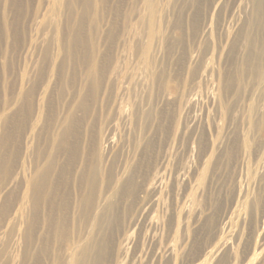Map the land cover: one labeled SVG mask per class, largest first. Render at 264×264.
I'll return each instance as SVG.
<instances>
[{
    "label": "rangeland",
    "instance_id": "1",
    "mask_svg": "<svg viewBox=\"0 0 264 264\" xmlns=\"http://www.w3.org/2000/svg\"><path fill=\"white\" fill-rule=\"evenodd\" d=\"M84 1L0 0V234L18 221L14 263L264 264V0ZM33 85L15 182L11 123ZM75 108L82 139L51 151ZM51 155L26 234L19 206Z\"/></svg>",
    "mask_w": 264,
    "mask_h": 264
},
{
    "label": "bare ground",
    "instance_id": "2",
    "mask_svg": "<svg viewBox=\"0 0 264 264\" xmlns=\"http://www.w3.org/2000/svg\"><path fill=\"white\" fill-rule=\"evenodd\" d=\"M85 3L87 4V6L88 5L90 6V3L92 4V1L86 0ZM84 8H85V6H84ZM93 12H94V10H93ZM99 13L97 11H95L94 14L91 17H89V19H88L89 20V27H90L92 33H95L99 28V23L101 20V16ZM77 19H78V26H76V27H78V28L75 29L76 33L74 36V43L73 44H76L79 41L80 36L85 29V26L87 23L86 13L85 12L82 13V15H80ZM95 35H96V33H95ZM95 35L93 38V42L87 41V43H86V46L89 49L90 48L94 49L96 46ZM72 50H73V45H71L68 48L69 52H72ZM91 76L93 79V89L95 91H97L100 87V82H99L100 75L98 72V66L95 65V66L91 67ZM35 86L36 85H33L30 89H28L24 92L22 91L21 95L19 94L17 96L16 101L18 103H20L19 107L21 110L18 107L16 109V111L13 113L14 120L9 121V123L12 121V123H11L12 135H11V139H10L11 140V144H10L11 147H9V148H11L10 155H11L12 165H14V164L16 165L14 175H13L12 179H10V180H15V182L18 179L17 178V171L22 170V161H21L22 144H21L20 138H21L22 132L24 130H27V129L32 127V122L30 120V114L33 112V109H34L33 105L38 106V101L36 100ZM11 118H12V115H11ZM3 119H4V117H2V124L4 123ZM5 120L8 121L6 118H5ZM37 124H38V121L36 120L35 125H37ZM3 125H2V127H4ZM63 125H66V130L69 129V134L67 136L68 142L66 141V137L59 133L57 135V138H59V140L55 139V141H53V143L51 145V147H52L51 151H54L55 149H59V148L60 149L68 148L69 145H71L73 143L76 136L80 140L82 139L80 129L78 126H76V108H75L73 113H70L66 116ZM3 131L5 132V130H3ZM33 134H34V132L32 133V135ZM8 136L10 137V135H8ZM5 137H6V135H5ZM0 138H1V136H0ZM6 141H9V140H7V138H6ZM6 144H9V143H6ZM5 147L6 146L4 145V148ZM6 149L4 151H6ZM4 151H2V152H4ZM0 158H5V156L0 154ZM56 162H57V159L53 155L48 156L47 157V165L45 166V168L43 170L37 171L35 173V175L31 178V180H29L27 183V192H25V195L22 199V203L19 206V213L21 215H23V221L22 222L24 223L26 234L30 233L33 229V223H34L35 219L37 218V211H38L39 205L42 202L46 201L50 196V192H49V190H51V187H49V185L51 184L50 172L55 168ZM16 185L12 181V192H13V194H15L14 190L17 189ZM8 188H9L8 185L3 186L0 193L1 194L5 193L8 190ZM10 199H11V195H9V194L4 195V198H3L4 202H8ZM8 205L11 206L12 204H8ZM2 219H4V218L2 216L1 209H0V222ZM63 224H64V221H62L60 223V228H61V230L64 231L65 228L63 227ZM21 226H22V223H21ZM18 230H19V224H18V221H16L15 223L9 224L7 231L0 234V264H15L13 261V258L15 256V250L17 249V247L19 245L18 238H17L18 237ZM26 240H27V237H26ZM227 246H228V244H227ZM169 251L172 252V249L170 248Z\"/></svg>",
    "mask_w": 264,
    "mask_h": 264
}]
</instances>
